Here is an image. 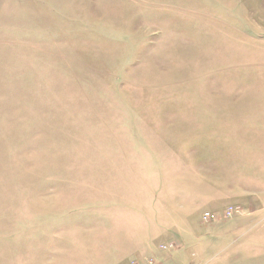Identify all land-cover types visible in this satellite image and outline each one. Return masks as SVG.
<instances>
[{"label": "rangeland", "instance_id": "1", "mask_svg": "<svg viewBox=\"0 0 264 264\" xmlns=\"http://www.w3.org/2000/svg\"><path fill=\"white\" fill-rule=\"evenodd\" d=\"M155 225L117 264H264V0H0V264Z\"/></svg>", "mask_w": 264, "mask_h": 264}, {"label": "crops", "instance_id": "2", "mask_svg": "<svg viewBox=\"0 0 264 264\" xmlns=\"http://www.w3.org/2000/svg\"><path fill=\"white\" fill-rule=\"evenodd\" d=\"M162 223V222H161ZM163 225V223H162ZM168 223H166V226ZM134 227V231L139 233L140 235L144 234V229L141 226L140 219H134V223L131 225ZM163 227L161 225H155L154 230L152 231L151 237H129L126 241L120 242L114 238V240H109L111 242L108 245L112 246L110 250L106 251V254H103L102 264H117L122 263L124 257L129 255L132 251H137L136 249L140 248H147L146 243L147 241L153 242L156 236H161ZM155 243V242H154ZM153 243V245H154ZM141 255V254H140ZM146 254L144 253V256Z\"/></svg>", "mask_w": 264, "mask_h": 264}, {"label": "built area", "instance_id": "3", "mask_svg": "<svg viewBox=\"0 0 264 264\" xmlns=\"http://www.w3.org/2000/svg\"><path fill=\"white\" fill-rule=\"evenodd\" d=\"M231 213H228V215H230ZM215 218V216L213 214H210V213H204L202 215V219L203 221L207 222V221H210V220H213Z\"/></svg>", "mask_w": 264, "mask_h": 264}]
</instances>
